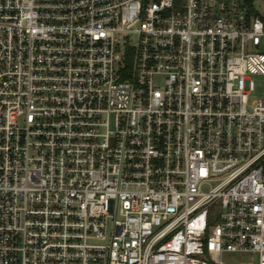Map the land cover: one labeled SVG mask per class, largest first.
Instances as JSON below:
<instances>
[{
	"label": "built area",
	"instance_id": "built-area-1",
	"mask_svg": "<svg viewBox=\"0 0 264 264\" xmlns=\"http://www.w3.org/2000/svg\"><path fill=\"white\" fill-rule=\"evenodd\" d=\"M0 264H264V0H0Z\"/></svg>",
	"mask_w": 264,
	"mask_h": 264
},
{
	"label": "rangeland",
	"instance_id": "rangeland-1",
	"mask_svg": "<svg viewBox=\"0 0 264 264\" xmlns=\"http://www.w3.org/2000/svg\"><path fill=\"white\" fill-rule=\"evenodd\" d=\"M257 84H258V88L262 87L263 84V79L261 77H255Z\"/></svg>",
	"mask_w": 264,
	"mask_h": 264
}]
</instances>
